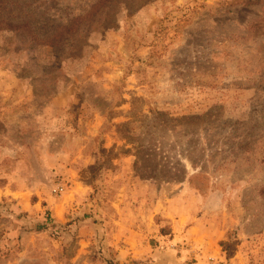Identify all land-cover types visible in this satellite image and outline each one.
Wrapping results in <instances>:
<instances>
[{
	"label": "rangeland",
	"instance_id": "374dc122",
	"mask_svg": "<svg viewBox=\"0 0 264 264\" xmlns=\"http://www.w3.org/2000/svg\"><path fill=\"white\" fill-rule=\"evenodd\" d=\"M0 264H264V0H0Z\"/></svg>",
	"mask_w": 264,
	"mask_h": 264
},
{
	"label": "crops",
	"instance_id": "0c3cea01",
	"mask_svg": "<svg viewBox=\"0 0 264 264\" xmlns=\"http://www.w3.org/2000/svg\"><path fill=\"white\" fill-rule=\"evenodd\" d=\"M74 151L55 153L52 157L48 158L49 160H53V163L59 166H68L71 161H74L75 158L72 157ZM72 172H75L73 169H67L68 176L72 175ZM76 173V172H75Z\"/></svg>",
	"mask_w": 264,
	"mask_h": 264
}]
</instances>
